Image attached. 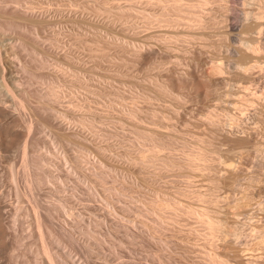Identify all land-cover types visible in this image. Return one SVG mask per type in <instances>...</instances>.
<instances>
[{
	"label": "rangeland",
	"instance_id": "374dc122",
	"mask_svg": "<svg viewBox=\"0 0 264 264\" xmlns=\"http://www.w3.org/2000/svg\"><path fill=\"white\" fill-rule=\"evenodd\" d=\"M12 7L25 24L5 26L0 53L20 89L0 105L26 112L58 164V223L99 240L91 261L264 264V1L195 17L159 0H0L1 21ZM11 145L0 142V216L15 246L0 264L33 228L32 197L6 175L12 161L22 176ZM58 247L63 264H88L84 244Z\"/></svg>",
	"mask_w": 264,
	"mask_h": 264
},
{
	"label": "bare ground",
	"instance_id": "6f19581e",
	"mask_svg": "<svg viewBox=\"0 0 264 264\" xmlns=\"http://www.w3.org/2000/svg\"><path fill=\"white\" fill-rule=\"evenodd\" d=\"M159 1H166V2L170 1L176 5H179V6H182V5L184 6L185 4L190 5V7L192 6L193 8H196V9L188 10L186 13H189L195 17H197V16H204V17L206 16L207 17L208 13L205 12L204 10H202L203 9L202 6L207 5V4H215V3L219 2V1H223V0H159ZM227 1H230V0H227ZM254 1L260 2V1H264V0H254ZM10 10H12V11H10L12 17L10 19L8 18L9 20H7V22H5L6 21L5 19H4L5 21L0 20V33L4 30L6 25L9 26V24H11V25H15L18 27H23L25 24L21 20L25 16L23 17L22 15H20L15 10V8H13V7ZM256 14H257V12L255 13L254 17L257 18ZM251 17L253 18V16L251 14H249L247 19H249ZM10 28H14V26H10ZM19 44H20V42H19ZM252 46H250L248 44L246 46V48H240L241 50L239 49V51L243 52V51H246L245 49H247L251 52V50H253L251 52L253 55L254 52L256 53V50L253 49ZM6 55H8V53ZM8 57H10V56H8ZM3 59H4V57L0 53V94L3 95L2 92H4L8 96V98H11L13 100V103L15 105H17L18 99L16 98L14 89L19 87V84L17 85L15 82L18 78L16 80H14V78H12L11 76L10 77L8 76L7 69L5 70V67L2 66V65H4V64H2ZM5 61H7V60H5ZM220 65L221 64H218V68H220V67L222 68V66H220ZM244 68H246V67H244ZM18 89H20V88H18ZM6 100L8 102V99H6ZM3 101L4 100H2L1 102H3ZM7 102L5 104H7ZM20 104H22V107H24L23 103L20 102ZM20 104H18V105H20ZM42 106L43 105L38 104L36 106V111L41 115H46V118L48 117L52 121L53 124H56V120L54 118V116L56 114H54L53 111H49L48 108H47V111H49V112L43 111ZM14 110H16V109H14ZM17 113L12 111L11 108L4 106V103H3V105H0V126L2 125V121L3 120L5 121V123H4L5 125L3 124L4 126H2L4 128L0 127V142L2 144H4L5 146L11 145V143H13L14 141H17L19 143L17 156L19 158L20 157L22 158L21 159L22 160L21 168H20V170L22 169V176L20 177V175H19L20 171L18 169H16V163L17 162H12V161L11 162L9 161L8 167L6 166L7 167L6 175L8 173L9 177L10 178L12 177L11 180L14 181L13 185H15L16 193L19 196H23V197L25 196V199H27V197L29 198V196H30V199L32 197V199H31L32 201L30 200L32 202V204L30 206L32 208V214H33V228H32V225L30 224L31 229L27 230L28 233L23 234V235H21V234L20 235H17V234L14 235L13 239L17 245L21 246V248H20L21 250L18 252H15L14 250L13 251L10 250L11 251L10 254L8 253L9 259H10L9 261L11 262L10 264H63L61 261L62 259L58 258V248H59L58 245H62V246H66V247L71 246V248H73V247L76 248L78 246H81L82 244H84V246H85V247H82L83 252L85 251V253L88 254V264H94L91 261L92 259H90V255H91L90 252L94 246L96 247L97 245H100L99 240H97L96 238H93V237L90 238V236H89V239H87L86 242L84 241L85 243L81 242L82 243L81 244L79 242V239H78V234H77L78 232L74 231L71 227L70 228L72 230L63 226L62 223H58V216H57V213H58V202H57V199H58V164L53 162L54 159L52 156H50V154L47 153L48 152L47 150H46L47 152H45L40 148L42 146L39 147L38 141L33 139L34 135H32L33 137L31 136L30 132H31L32 126L29 123V121H27L25 118L24 114H26V112H24V114L22 113V111H21V113L20 112L18 114ZM61 116H62V114H61ZM56 119H58V126H59L62 123L60 120L62 118L57 117ZM64 123L65 122H63V124ZM63 124H62V126H63ZM64 125L66 126L67 124L65 123ZM18 126L21 127L20 128L21 130L19 133L16 130V127L18 128ZM32 131H34V130H32ZM62 137L58 136L57 139L58 140L61 139V142L63 143V145H64V143H68L67 140H64L65 137L64 138H62ZM40 140H41V138H40ZM48 150H50V149H48ZM14 153H15V150H14ZM11 156H12V154H11ZM60 164H61V162L59 163V165ZM2 165H3V163H2ZM1 167L2 166L0 163V169H1ZM59 169H61V168H59ZM4 171H6V168H4ZM63 171L61 169V172H63ZM0 172H1V170H0ZM65 172H67V171H65ZM2 177H3V179L5 178L4 176H2ZM60 178H61V176H60ZM20 181H23V183H24L23 184L24 185L23 190L19 188V187H21V186H19L20 185L19 183H22ZM61 181L62 180L59 179V182H61ZM2 184H4V183H2ZM36 194H37V196H36ZM46 195H50L54 200L53 201H47L46 199L43 198V196H46ZM22 201H23V199H22ZM28 201H29V199H28ZM30 201H29V204H30ZM20 204H21V202H20ZM20 204H18V205H20ZM0 205H2V204H0ZM21 205H23V204H21ZM17 209H19V206L17 207ZM22 209H24V207ZM2 216H0V248L1 249H3V248L13 249L12 247H14L15 245L13 246L12 242L9 245V242H8V238L12 235H11L10 230L8 229V225L5 223L6 221H4ZM64 224H66V223H64ZM75 224H76V222H75ZM17 227H18V225L16 226V229H17ZM82 228L83 227H81V229ZM83 232L85 233L86 230H83L82 233ZM83 237H85L84 234H83ZM129 237H132L133 239L137 238V236L133 233L126 234L125 238H129ZM61 248L63 249V247H61ZM79 248H81V247H79ZM64 249H63V252H64ZM104 252H106V250H104ZM61 258H62V256H61ZM91 258H93V257H91ZM66 264H72V263H69V261H68V263L66 262ZM74 264H76V263H74Z\"/></svg>",
	"mask_w": 264,
	"mask_h": 264
}]
</instances>
